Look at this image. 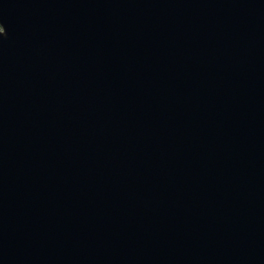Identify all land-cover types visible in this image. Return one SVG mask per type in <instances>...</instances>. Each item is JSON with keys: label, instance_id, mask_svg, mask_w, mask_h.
Instances as JSON below:
<instances>
[{"label": "water", "instance_id": "95a60500", "mask_svg": "<svg viewBox=\"0 0 264 264\" xmlns=\"http://www.w3.org/2000/svg\"><path fill=\"white\" fill-rule=\"evenodd\" d=\"M0 264H264V0H0Z\"/></svg>", "mask_w": 264, "mask_h": 264}, {"label": "clouds", "instance_id": "9594fccd", "mask_svg": "<svg viewBox=\"0 0 264 264\" xmlns=\"http://www.w3.org/2000/svg\"><path fill=\"white\" fill-rule=\"evenodd\" d=\"M4 33H5V31L2 34H4Z\"/></svg>", "mask_w": 264, "mask_h": 264}]
</instances>
